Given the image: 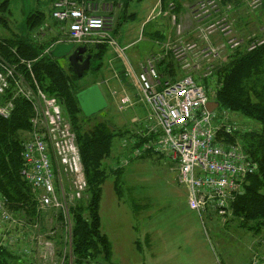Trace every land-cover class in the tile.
Wrapping results in <instances>:
<instances>
[{
    "label": "rangeland",
    "instance_id": "rangeland-1",
    "mask_svg": "<svg viewBox=\"0 0 264 264\" xmlns=\"http://www.w3.org/2000/svg\"><path fill=\"white\" fill-rule=\"evenodd\" d=\"M4 1L0 0V4ZM6 1V8L0 10L6 20L5 27L0 25V38L9 39L24 33L26 16L36 11L42 12L44 16L42 25L33 29L31 40L36 44H45L46 48L54 40L64 41L67 38L63 23L60 26L51 18L53 0ZM197 1L190 0L187 5ZM124 5L123 0H114L111 5V25L106 36L114 43L108 44L100 59L91 61L90 58L89 68L73 82L77 93L97 84L107 103L104 109L88 117L78 114L80 130L87 131L95 123L105 121L116 133L111 141L109 155L101 161L106 178L101 185L98 202L100 233L111 244V262L264 264V231L255 233L251 228L241 227L238 222L232 221L229 208L222 214L207 208L211 211L204 214L202 223L196 212L188 207L186 189L177 181L176 163L153 148L143 149L138 154L132 153L131 143H136L145 135L142 123L147 114V107L133 81L132 71L136 72L138 64L144 59L151 56L155 58L156 55H162L163 75L180 76L183 71L169 51L165 50L176 38L169 17L172 12L161 14L162 10L159 14L158 0H129ZM183 10L188 12V16L180 15L185 14ZM183 10L175 13L183 26L185 39L196 37L197 25L203 27L212 21V16L194 19L191 13L193 8ZM235 10L234 14L230 12L229 36L234 34L246 38L264 35V8L261 5L254 9L248 6L247 1L238 0ZM240 18L242 21L239 22ZM155 31H162L164 38H156ZM228 35L222 37L213 34L210 40H199L200 46L207 45L212 51L196 63H191L194 66L190 74L203 80L210 98L217 85V67L226 63L230 52L236 50L229 51L223 47ZM84 45L90 47L92 42L85 41ZM90 48L89 52L94 54V49ZM56 60L67 70V58ZM123 96L129 98L125 104L120 103ZM214 111L226 121L235 123L240 133L259 128L256 121L237 112L220 106ZM27 132L20 133V138L25 139ZM122 157L128 160L120 165ZM116 169L121 171L116 184L118 193L113 185ZM81 202L86 203V199ZM7 209L12 222L1 224L0 241L11 252V264H67L69 258L72 262L68 250V230L66 232L64 225L59 223L55 213L49 209L39 210L37 216L26 218L19 212ZM10 237L11 242L8 241ZM136 240L140 243V251L135 248ZM42 242L47 243L43 246ZM95 259L106 263L101 254L96 255Z\"/></svg>",
    "mask_w": 264,
    "mask_h": 264
},
{
    "label": "built area",
    "instance_id": "built-area-1",
    "mask_svg": "<svg viewBox=\"0 0 264 264\" xmlns=\"http://www.w3.org/2000/svg\"><path fill=\"white\" fill-rule=\"evenodd\" d=\"M111 5L105 0H56L51 17L63 23L66 42L84 45L85 41L92 44L105 41L112 45L114 41L106 36L111 25ZM249 5L256 8L259 1L250 0ZM168 8H173L172 3ZM157 12L160 14V8ZM191 13L196 20L212 16V21L203 27L197 25L196 37L185 39L181 22L175 14L170 15L176 38L165 50L180 64L183 71L180 76L159 73L156 64L162 55L147 57L138 64L136 72L131 70L140 98L147 107L146 117L140 122L147 140L133 148L132 153L153 148L170 157L177 165V181L186 189L188 207L203 223L204 214L211 211L207 208L222 214L230 207L235 195L244 190L247 177L255 172L256 164L238 141L226 140L238 127L215 113L216 108L206 109L212 99L201 80L190 74L194 66L191 63L212 51L207 45L200 46L199 40H210L213 34L228 35L229 21L220 13L216 0H199ZM263 42L261 37L245 40L231 34L222 45L229 51L237 48L250 51ZM0 60V116H10L14 97L25 99L32 108L31 128L22 141L20 174L30 185L39 209L61 213L71 238L73 221L69 206L84 200L87 188L74 132L54 96L42 91L33 77L31 81L26 80L16 65ZM21 63L30 68L28 62L21 60ZM8 93L12 97L5 99ZM128 101L127 96L120 98L121 104ZM120 160L123 165L128 159ZM7 208L0 193V231L2 223L12 222ZM8 241L11 242V237Z\"/></svg>",
    "mask_w": 264,
    "mask_h": 264
},
{
    "label": "trees",
    "instance_id": "trees-1",
    "mask_svg": "<svg viewBox=\"0 0 264 264\" xmlns=\"http://www.w3.org/2000/svg\"><path fill=\"white\" fill-rule=\"evenodd\" d=\"M55 1L53 0L51 3L53 4ZM105 1L114 4V0ZM128 1L123 0V6H126L124 3L127 4ZM181 1L159 0L160 11L163 10L162 14L172 12L176 15L175 12H181ZM216 1L219 10L224 9L220 11L221 14H225L230 22L232 19L230 12L232 14L236 12L235 5L238 0ZM246 1L250 7V0ZM258 1L259 5L256 8L260 5L264 8V0ZM169 3L173 5L171 10L168 8ZM195 4L193 3L191 8H194ZM6 6L7 1L5 0L0 4V10H4ZM43 16L40 11L30 12L24 22L26 29L24 33L13 35L9 39L1 37L0 59L16 65L26 80L31 81L33 77L42 91L54 96L60 103L63 114L67 116L74 132L87 188L86 203L78 200L69 206L73 221L69 251L73 264H83L85 259H93L98 254L104 256L109 262L110 243L106 236L100 233L98 202L101 185L106 178L101 161L109 155L111 141L116 133L105 121L95 123L87 131L80 130L78 114L83 117L88 116L82 113L76 99L77 91L74 90L73 82L78 77L73 73L68 62L67 70H65L57 60L49 55V49L55 43L65 40H54L46 48H44L45 44H36L34 40H31L32 31L42 25ZM240 21H242L241 18ZM53 22L59 24L55 20ZM0 25L6 26V20L1 14ZM154 36L163 39L165 34L162 31H155ZM251 36L264 39L263 34L248 37ZM248 37L239 38L246 40ZM90 47L95 52L94 54L90 53L92 61L101 58L108 44L94 43ZM230 53L227 62L219 65L216 69L218 80L216 79L217 85L211 99L219 103L218 107L237 112L256 121L259 128L242 133L236 131L232 135L226 136L227 141H238L252 162L256 164L255 172L247 177L244 190L235 195L230 202L229 210L232 221L238 222L241 227L251 228L255 233H260L264 231V42L250 51L242 48ZM21 60H27L30 68L25 65L26 63H21ZM33 60L34 62L30 64ZM162 61L160 60L157 64L161 75H163L161 71L164 69ZM163 76H168V74ZM201 82L204 84L202 79ZM11 97L12 95L8 93L5 99ZM12 103L13 109L10 116L7 118L0 116V193L11 211L19 212L26 218H32L37 216L41 209L38 208L30 185L20 174L23 139L19 135L31 128L32 108L28 101L21 97H14ZM144 140L145 142L147 140L145 136L140 137L139 141L132 143L131 148L142 146L145 143ZM144 150H148V148ZM120 172L114 173L113 185L117 193L116 184ZM52 212L56 214L59 223L63 225L61 213ZM10 253L5 246L0 245V264H11L9 262L12 259Z\"/></svg>",
    "mask_w": 264,
    "mask_h": 264
},
{
    "label": "water",
    "instance_id": "water-1",
    "mask_svg": "<svg viewBox=\"0 0 264 264\" xmlns=\"http://www.w3.org/2000/svg\"><path fill=\"white\" fill-rule=\"evenodd\" d=\"M85 46H75L72 42H57L49 49V55L53 59L67 58V61L73 73L80 77L83 72L89 68L91 55L87 54L83 58L86 51ZM78 105L85 116L95 114L107 105L106 100L97 84H93L76 94ZM217 101H208L206 109L214 110L218 107ZM32 264V263H30Z\"/></svg>",
    "mask_w": 264,
    "mask_h": 264
},
{
    "label": "crops",
    "instance_id": "crops-1",
    "mask_svg": "<svg viewBox=\"0 0 264 264\" xmlns=\"http://www.w3.org/2000/svg\"><path fill=\"white\" fill-rule=\"evenodd\" d=\"M159 1V0H158ZM189 1L190 0H182L181 1V5H182V9H181V11L183 10V8H191L192 7V4H190V5H187L188 3H189ZM182 12H184L185 14H181L180 13V15L181 16H188V12H185V10H183ZM157 15V14H156ZM158 16V15H157ZM101 190H102V188H101ZM101 193V192H100ZM100 218V217H99ZM108 240V239H107ZM109 242V241H108ZM110 243V242H109ZM134 243H135V248H136V250H138V251H140L141 250V246H140V243L136 240V241H134ZM110 252H111V254H110V262H111V257H112V250H111V244H110ZM112 263V262H111ZM113 264V263H112Z\"/></svg>",
    "mask_w": 264,
    "mask_h": 264
},
{
    "label": "flooded vegetation",
    "instance_id": "flooded-vegetation-1",
    "mask_svg": "<svg viewBox=\"0 0 264 264\" xmlns=\"http://www.w3.org/2000/svg\"><path fill=\"white\" fill-rule=\"evenodd\" d=\"M86 48H87V47H86ZM87 54H90V52H89V47H88V48L86 49V51L84 52V54H83V58H84ZM69 264H73V262H71L70 258H69ZM74 264H75V263H74ZM83 264H112V263L110 262V260H109V262L106 261V263H101V262H99L98 260H96L95 258H93V259H85V261H84Z\"/></svg>",
    "mask_w": 264,
    "mask_h": 264
}]
</instances>
